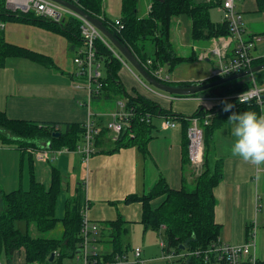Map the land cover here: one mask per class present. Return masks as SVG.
Wrapping results in <instances>:
<instances>
[{"label": "trees", "instance_id": "16d2710c", "mask_svg": "<svg viewBox=\"0 0 264 264\" xmlns=\"http://www.w3.org/2000/svg\"><path fill=\"white\" fill-rule=\"evenodd\" d=\"M65 1L75 2L89 16L101 21L103 27L119 43L129 47L140 64L144 66L148 59H152V70H156L155 64L157 63V66L166 68L167 72H172L180 63L193 61V59L178 57L170 43L171 22L174 18L180 16L189 18L191 36L196 41H209L214 37L229 34L228 25L225 22L219 24L211 22L209 17L211 3L197 4L193 0H152L148 16L139 18L136 12L138 0H121L120 17L111 20L103 14L104 0ZM263 4L264 0H260L261 9H264ZM116 21L119 22V25L115 24ZM0 22L32 25L57 34L65 38L69 44V50L74 55L85 47L80 32L81 22L72 17H66L56 23L49 19L34 17L32 14H12L4 8L0 1ZM2 32L0 31V68L4 67L7 59H25L53 67L52 61L45 56L6 42ZM108 44L115 53L100 40H95L93 43L94 53L102 67V77L100 89L97 94H92L89 100L91 102L93 100L122 102L124 110L129 112L130 116L126 122L127 126L114 143L113 148L106 151L107 154L134 147L139 153L146 156L147 145L155 138L154 132L158 130L154 120L161 121L162 118H170L174 122L182 124L186 136L190 118H201L208 113L213 114L209 125L204 127L202 132L204 153L201 171L195 175L196 178L190 188L171 189L165 179L159 177L146 194L129 195L123 200L125 205L140 204L139 223L145 230L150 228L152 231L158 232L161 226H165L164 238L169 247L177 251L181 250L180 247L186 250L207 247L217 237H220L221 229L214 219L216 199L213 190L223 178L222 159H217L211 164L208 156L213 133L218 125L228 123V117L232 112L255 111L260 114V109L255 104L241 105L238 101L231 100L226 101L233 104V108L229 112L223 111V101H221L209 110L200 106L190 116L173 113L170 109L161 107L156 101L143 94L136 92L129 94L125 90L119 73L124 67L122 61L127 65L128 63L109 41ZM262 64H264V58L252 57L251 68ZM136 77L146 84L139 75ZM219 79L221 78L212 77L196 84L212 83ZM252 79L257 84L263 85L264 70L198 94L174 97H203L216 94V92L226 95L238 94L251 88ZM166 84L174 87H186L195 83L168 81ZM226 86L228 89L225 92L217 91ZM146 117H148V121H146ZM55 133H59V137H54ZM83 133L84 124L57 126L51 123L37 124L17 121L7 118L0 111V141L5 144L18 142V150L21 151L23 157L26 155L29 160L27 188L22 189L19 186L10 192L0 190L2 208L0 210V246L7 264H12L13 255L18 250L23 252L26 264H64L66 259L74 258L80 242L81 211L84 204H88V201L85 200L83 184H79L74 196L66 200L64 216L60 219L56 218V204L62 192V174L56 167H52L49 186L45 187L36 179L32 166L33 158L27 151L43 149L73 151L82 139ZM105 135L106 132L103 130L98 138L103 139ZM96 143L95 145L98 146L99 144ZM183 151L187 157V137ZM16 221H22L25 224V231L15 227ZM125 223L127 222L121 216L115 221L102 223L100 242L110 248L109 257L113 253L128 249V247H122L121 243V235L126 231ZM59 225L63 231L60 237L55 238L51 234L56 231ZM30 227L32 232H35L34 235L30 232ZM52 254H54V258L50 261ZM108 256L103 255L105 259ZM190 264L200 263L191 260ZM258 264H264V261L259 260Z\"/></svg>", "mask_w": 264, "mask_h": 264}, {"label": "crops", "instance_id": "0c3cea01", "mask_svg": "<svg viewBox=\"0 0 264 264\" xmlns=\"http://www.w3.org/2000/svg\"><path fill=\"white\" fill-rule=\"evenodd\" d=\"M193 1L197 4L211 3L212 8L209 10L211 22L215 24L224 22L222 0ZM259 1L235 0L234 2L235 10L242 20L241 39L249 41L254 37L263 38L251 50L252 57H264V9H261ZM151 4L152 0H138L137 16L146 18ZM102 11L107 19L119 18L121 0H104ZM2 35L6 42L45 56L53 63V67H47L25 59L6 60L4 67L0 68V111L7 118L37 124L51 123L57 126L83 125L90 119V122L101 128V133L103 130L106 132L103 139L98 138L100 135L98 139L96 138L94 155L86 166L82 165L83 171H81V161L76 149L61 153L54 161L39 162L41 163L39 165L36 164L38 161L33 159L35 177L45 187L49 186L52 167H56L62 177L66 176V179L70 178L67 175H72L71 184L65 179V182H62V192L69 194L73 183V195L69 194L73 197L77 186L83 184L85 200L89 205L90 220L99 223L100 227L102 223L115 221L119 216L126 222L137 219L139 222L140 204L125 205L123 200L129 195L146 194L159 177L164 178L167 185L174 190L191 187L196 173L183 151L186 136L182 124L178 123L179 130L177 128L161 130L158 127V130L154 132L155 138L147 145L146 156L134 147L107 154L106 151L113 148L116 140L108 135L105 124L109 120V114L115 110L116 104L114 106L112 103L111 107V102L98 100L89 102L86 88L79 85L82 79L78 76V68L73 63L75 55L69 50V44L65 38L32 25L17 23H7ZM170 43L178 57L193 59V61L180 63L172 72L162 68L163 74L167 73L169 82L196 84L210 78V72L215 66L214 59L207 58L199 61L200 54L209 47V41H196L192 38L189 18L180 16L172 20ZM123 66L119 77L129 94L133 92L143 94L156 101L161 107L185 116H190L198 107L206 103L201 100L202 97L182 98L177 101L189 103L191 106L183 107L180 111L173 110L171 105L173 100L170 99V95L157 93L142 83L126 63ZM227 89L228 86L217 91L225 92ZM190 107L192 110L187 111ZM261 113H264V107ZM230 128L229 122L218 125L209 147L210 159L213 161L222 159L223 178L213 190L216 199L215 223L220 225V238L233 245L245 243L249 231L256 229L251 227L252 223H256V254L260 261H264V231H260L264 226V215L259 217L255 214V210L261 207L258 206L259 200H262L264 210V166L259 169L258 166L230 154L228 150L232 139ZM96 142L98 146L95 145ZM17 167L20 171V180L14 177L9 183L11 187L15 185L16 189L21 186L20 181L23 180L22 154L19 162L17 161ZM27 176L28 184L29 160H27ZM257 177L260 181L258 186ZM258 187L261 188L260 192L257 190ZM141 249L144 255L145 250ZM16 255L19 257L17 264H26L24 259H21L19 250L14 253L12 264H16L14 260ZM72 261L76 263L74 259ZM0 262L3 264L1 260ZM5 264H7L6 261Z\"/></svg>", "mask_w": 264, "mask_h": 264}, {"label": "built area", "instance_id": "2783aa9c", "mask_svg": "<svg viewBox=\"0 0 264 264\" xmlns=\"http://www.w3.org/2000/svg\"><path fill=\"white\" fill-rule=\"evenodd\" d=\"M4 8L12 14H32L34 17L49 19L53 22L59 23L66 17H72L81 22L80 32L82 39L85 42V47L78 51L73 59L74 65L78 68V76L81 77L80 86L86 88L88 97L92 94H97L101 87L102 67L98 62L93 50V43L95 40L103 42L113 53H115L108 40L87 20L67 9L66 7L57 4L50 0H0ZM235 0H222L221 8L223 10L224 22L228 25L229 34L225 36L214 37L209 40V47L199 56V61H204L207 58H213L215 66L210 72V78H225L240 73L246 69L251 68V50L256 43H260L262 37H254L249 41H243L241 38L242 20L240 14L235 10ZM76 5L75 2H70ZM79 7L78 5H76ZM80 8V7H79ZM119 25V22H115ZM5 23L0 22V31L5 28ZM117 51V50H116ZM262 58H264L262 56ZM125 65V62L122 61ZM146 64L153 66L152 59H148ZM142 65V64H141ZM142 67L153 77L161 83L169 81V78L163 74L162 67L155 64L156 70L148 68L146 65ZM150 69V70H149ZM252 85L248 90L235 94L226 95L223 93H216L213 95L203 96L202 101L211 103L203 105L207 110L213 106H217L221 101L236 100L240 104H255L259 107L260 113L264 107V84L259 86L253 79ZM171 100H179L170 96ZM90 102V100H89ZM130 113L124 110L122 102L116 103V108L109 114V120L106 123L108 133H112L111 137L115 140L123 132L127 126V119ZM213 117L212 113H208L203 117H193L188 120V127L186 129L187 137V157L190 166L198 175L203 164V127L208 126L210 119ZM148 121V117H146ZM176 122L170 118H162L160 121L161 130H169L176 128ZM101 128L88 120L84 124V133L82 139L76 147V152L80 157L81 164L86 166L94 155V142L100 135ZM34 159L38 162H50L58 158L61 153L69 152L67 149L57 151H32L28 150ZM251 227H255L253 231H249L248 239L241 245H233L223 241L220 237L211 242L207 247L197 248L195 250H180L177 251L172 247L166 246L164 242L159 244L161 255L157 258L147 259L141 254L138 247L128 248L119 253H113L111 257L104 254L102 250L97 249V245L101 240L100 224L90 220L89 205L84 204L81 211V228H80V242L78 250L74 256L76 264H149L155 262L158 264H190L191 260H198L200 264H258V257L256 254V223H252ZM163 234L165 227L161 226ZM103 255H107L105 259Z\"/></svg>", "mask_w": 264, "mask_h": 264}, {"label": "rangeland", "instance_id": "374dc122", "mask_svg": "<svg viewBox=\"0 0 264 264\" xmlns=\"http://www.w3.org/2000/svg\"><path fill=\"white\" fill-rule=\"evenodd\" d=\"M128 65H129L128 68H130L132 70V72L134 74H136V76H137L138 75L137 72L132 68V66L129 63H128ZM164 75L166 76L167 73H164ZM146 84L148 86H150L148 83H146ZM151 88L159 94L168 95V94L163 93L159 90H156L152 86H151ZM220 90H222V88ZM220 92H222V91H220ZM223 96H224V93H223ZM94 104L95 103H93V105ZM115 104L116 103L114 102V106H115ZM168 104H169V102H168ZM199 104L203 105L204 103H199ZM206 104H211V103H206ZM112 105L113 104L111 102L110 106L112 107ZM171 105H172V109L176 110V111H180L181 108H183V107L191 106V104H189V103H184L182 101H177V100L171 101ZM90 110L93 113L92 109H90ZM191 110H192V107H190L187 111H191ZM101 121L104 122V119L101 118ZM159 123H160V120H157V119L154 120V124L157 126V128L159 127ZM175 127L178 130L180 129L178 123L176 124ZM108 135H112V133H108ZM18 145H19L18 142H12V143L5 144V143H2L0 141V190H3L4 192H10V191H13L14 189L16 190V186L14 185L11 187V186H9V183L13 180L14 177H17V180L19 179V172L20 171L17 167V161L19 162V160L21 158V151L18 150V148H17ZM47 148H49V147L47 146ZM209 160H210L209 162L211 164H213V162H214L213 159H209ZM15 163H16V166H15ZM23 163H24V170L22 173L23 180L20 181V185H21L22 189H26L28 186V184H27V178H28V176H27V156L23 157ZM36 164L39 165L41 163L37 162ZM80 166H81V171H83L82 164ZM210 168H211V166H210ZM259 169H261V166L259 167ZM67 176L70 178L66 179V176H64L63 181L65 182V180H66L67 183L71 184V180L73 181V177H72V175H67ZM256 184H257V186L260 185L259 177H257ZM257 190L260 192L261 188L258 187ZM69 194L73 195V183H72V191H70ZM69 194L67 192H65V193L62 192L61 195L59 196L57 204H56V211H55V217L56 218L60 219L64 216L65 202H66L65 199L68 198V200H69L70 198H72L69 196ZM260 198H261V196H260ZM259 205L261 207H260V209L258 208V210H255V214H258L259 217H262L264 215V210L262 209L263 208L262 200H259L258 206ZM1 209L2 208H1V202H0V210ZM138 212H139V210H138ZM253 221H254V219H253ZM257 223H259V222H257ZM14 224H15V227L17 229H19L21 231H25L26 226L22 221H16ZM124 229L126 231L123 232L121 235L122 247H131V248L141 247L145 250V253H144L145 258H157L161 255L159 244L162 241H165L164 233L159 234L160 232L152 231L150 228H147L145 230L143 225H141L138 222V219L125 223ZM62 231H63L62 227L59 225V227L56 229V231L54 233H52L51 235H54L55 238L60 237ZM260 231H264V226L260 229ZM30 232L32 233V235L35 234V232H32L31 227H30ZM97 249L102 250V252L104 254H109L111 252L110 248L108 246H106L103 242H100L97 245ZM259 253H260V248H259ZM3 254H4L3 250L1 249V246H0V260L3 262V264H5V255H3ZM18 259H19V257L16 255L14 257L16 264H17ZM21 259H24L22 251H21ZM0 264H1V262H0ZM64 264H76V263L72 260L66 259L64 261ZM149 264H158V263L150 262Z\"/></svg>", "mask_w": 264, "mask_h": 264}, {"label": "water", "instance_id": "95a60500", "mask_svg": "<svg viewBox=\"0 0 264 264\" xmlns=\"http://www.w3.org/2000/svg\"><path fill=\"white\" fill-rule=\"evenodd\" d=\"M53 1L57 4H60L67 9L75 12L88 22H90L110 43L111 45L117 50V52L132 66V68L137 72V74L146 82L155 88L156 90H159L163 93H166L168 95H173V96H191L194 94H198L201 92H204L206 90H209L211 88L223 85L227 82L240 79L246 76H251L257 72H260L264 70V64L253 67L249 70H246L244 72L237 73L233 76L221 78L219 80H216L212 83H206V84H191L186 87H174L170 86L165 83L158 82L155 80L153 77L150 76V74L142 67L140 62L137 60V58L133 55L131 50L129 49L128 46H123L119 41L112 36L102 25L101 21H99L96 18H92L89 16L86 12H84L81 8L77 7L74 4H71L65 0H50ZM59 133L53 134L54 137H59ZM181 250H183V247H180ZM54 258V254L51 255L50 261H52Z\"/></svg>", "mask_w": 264, "mask_h": 264}, {"label": "clouds", "instance_id": "9594fccd", "mask_svg": "<svg viewBox=\"0 0 264 264\" xmlns=\"http://www.w3.org/2000/svg\"><path fill=\"white\" fill-rule=\"evenodd\" d=\"M222 103L225 112L233 108L231 103ZM228 122L232 138L228 149L230 154L258 167L264 166V113L232 112Z\"/></svg>", "mask_w": 264, "mask_h": 264}, {"label": "bare ground", "instance_id": "6f19581e", "mask_svg": "<svg viewBox=\"0 0 264 264\" xmlns=\"http://www.w3.org/2000/svg\"><path fill=\"white\" fill-rule=\"evenodd\" d=\"M250 54H251V52H250ZM251 59H252V56H251ZM145 65L147 66V67H150L151 65H148V64H146L145 63ZM263 65V64H262ZM251 69V68H250ZM246 70H249V69H246ZM246 70H244V71H246ZM244 71H242V72H244ZM260 86V85H259ZM262 86V85H261ZM242 105V104H241ZM213 115V114H212ZM206 127V126H205ZM203 129H204V127H203ZM202 129V130H203ZM46 150H49V149H43V150H39V151H46ZM165 227V226H164ZM159 232H161V230L159 229ZM164 232V231H163ZM162 242H164V244L166 245V246H168L167 245V243H166V241H162ZM138 249L140 250V252H141V254H143V250L140 248V247H138ZM198 261V260H197ZM199 262V261H198ZM163 264H165V263H163Z\"/></svg>", "mask_w": 264, "mask_h": 264}]
</instances>
